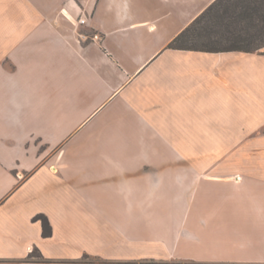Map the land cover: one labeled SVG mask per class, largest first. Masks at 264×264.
Here are the masks:
<instances>
[{"label": "crops", "instance_id": "crops-1", "mask_svg": "<svg viewBox=\"0 0 264 264\" xmlns=\"http://www.w3.org/2000/svg\"><path fill=\"white\" fill-rule=\"evenodd\" d=\"M213 1L0 0V264H264V46L168 47Z\"/></svg>", "mask_w": 264, "mask_h": 264}, {"label": "trees", "instance_id": "trees-1", "mask_svg": "<svg viewBox=\"0 0 264 264\" xmlns=\"http://www.w3.org/2000/svg\"><path fill=\"white\" fill-rule=\"evenodd\" d=\"M216 1L183 29L168 47L204 51H256L264 46V2L251 8L250 22L246 25L233 28H228L227 25L217 30L216 25L210 22L207 16ZM34 218L41 221L43 236H49L51 226L47 217L38 214Z\"/></svg>", "mask_w": 264, "mask_h": 264}, {"label": "rangeland", "instance_id": "rangeland-1", "mask_svg": "<svg viewBox=\"0 0 264 264\" xmlns=\"http://www.w3.org/2000/svg\"><path fill=\"white\" fill-rule=\"evenodd\" d=\"M261 2H264V0H217L213 4L210 12H208L207 16L209 17V21L213 22L216 25L217 30H221L222 27H226L227 25L228 28H233L235 26H244L248 22H250L249 13L251 12V8L257 3ZM261 48L257 50H261ZM248 139L249 138H245V143ZM234 177H236V175ZM238 180H241V178L239 177ZM227 191L231 192L232 188L228 189ZM198 192H200V188ZM194 204L196 205V201L194 202ZM210 204H214V201H212ZM196 206L198 208L201 207L199 204H197ZM194 208L195 206L193 205V209Z\"/></svg>", "mask_w": 264, "mask_h": 264}, {"label": "built area", "instance_id": "built-area-1", "mask_svg": "<svg viewBox=\"0 0 264 264\" xmlns=\"http://www.w3.org/2000/svg\"><path fill=\"white\" fill-rule=\"evenodd\" d=\"M85 21H86V17L80 16L77 20V23L83 24V23H85ZM75 32L77 34V40L78 41L92 40V41L100 42L102 40V37L99 33L88 34L86 32L77 31V28H75Z\"/></svg>", "mask_w": 264, "mask_h": 264}]
</instances>
